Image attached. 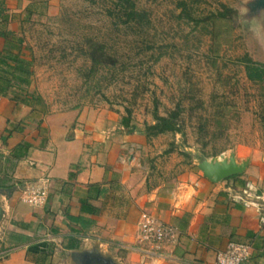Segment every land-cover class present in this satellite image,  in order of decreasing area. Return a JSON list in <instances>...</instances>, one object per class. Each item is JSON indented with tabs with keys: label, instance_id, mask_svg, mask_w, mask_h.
<instances>
[{
	"label": "rangeland",
	"instance_id": "374dc122",
	"mask_svg": "<svg viewBox=\"0 0 264 264\" xmlns=\"http://www.w3.org/2000/svg\"><path fill=\"white\" fill-rule=\"evenodd\" d=\"M134 2L147 23L112 18V0L37 2L27 19L22 8L9 25L33 59L28 89L47 113L105 108L142 131L154 111L178 106L179 131L149 136L160 138L151 145L160 166L175 172L231 152L245 166L257 154L263 166L264 85L246 77L241 58L264 62V0Z\"/></svg>",
	"mask_w": 264,
	"mask_h": 264
},
{
	"label": "crops",
	"instance_id": "0c3cea01",
	"mask_svg": "<svg viewBox=\"0 0 264 264\" xmlns=\"http://www.w3.org/2000/svg\"><path fill=\"white\" fill-rule=\"evenodd\" d=\"M25 5L26 0H0L6 29L15 32L9 23ZM3 42L0 37V49ZM29 115L26 105L0 95L1 165L22 141L31 144L0 179V252L10 250L0 264H36L34 257L46 250L50 253L39 264H87L95 258L118 264H215L216 252L229 241L251 243L242 264H264V230L256 209L231 197L246 181L264 192V162L253 161L257 154L243 174L213 182L196 162L194 169L180 172L160 166L161 150L151 146L160 138L146 137L140 128L128 131L111 110L51 112L39 124ZM44 172L51 176L46 203L21 202L18 186ZM181 181L195 188L190 202L172 198ZM142 209L178 230L171 256L142 260L131 248ZM69 238L78 245L66 247Z\"/></svg>",
	"mask_w": 264,
	"mask_h": 264
},
{
	"label": "trees",
	"instance_id": "16d2710c",
	"mask_svg": "<svg viewBox=\"0 0 264 264\" xmlns=\"http://www.w3.org/2000/svg\"><path fill=\"white\" fill-rule=\"evenodd\" d=\"M37 2H43V8L46 7V0H30L29 4L25 7L26 19L32 14L37 12ZM182 6L183 2H179ZM183 12V8L181 9ZM229 9L223 6L217 15L224 17L228 14ZM108 13L112 18H117L121 23L135 22L137 24H144L148 22V12L144 8L136 6L134 0H112ZM5 17L2 15L0 8V37L3 39V46L0 49V95H8L15 103H22L29 108V116L32 120H37L39 124L41 117L47 114V110L42 102V98L33 90H29L28 86L31 81L32 75V57H24L21 53L22 37L5 28ZM244 65V72L246 77L253 82L261 83L264 85V62H255L244 54L241 58ZM180 110L176 106L169 109L164 115L158 114L156 111L153 113V122L145 124V130L142 131L146 137L156 135L166 131H179L178 124ZM120 122L128 131L133 129L129 125V119L126 116L120 118ZM4 136L1 140L3 141ZM31 144L28 141H22L19 145L14 147L5 157L3 165L0 163V179L7 178V170L13 167V163L20 157L25 156ZM2 182L0 181V186ZM70 220H77L68 216ZM71 238L68 239L66 247L78 245L70 243ZM50 253L49 250L43 251L38 256L34 257V262L39 264V259L44 260L45 256Z\"/></svg>",
	"mask_w": 264,
	"mask_h": 264
},
{
	"label": "built area",
	"instance_id": "2783aa9c",
	"mask_svg": "<svg viewBox=\"0 0 264 264\" xmlns=\"http://www.w3.org/2000/svg\"><path fill=\"white\" fill-rule=\"evenodd\" d=\"M19 200L29 206L37 207L46 203L51 191V176L42 173L33 180H28L19 185ZM234 200L240 201L245 206L256 209L258 224L264 230V192H258L257 187L246 181L239 192L231 195ZM178 238V230L172 224L160 220L152 212L142 209L137 220V231L132 249L141 253L142 260H155L167 258L172 254V246ZM10 250L0 252V258ZM252 252L249 242L229 241L224 248L215 254V264H242Z\"/></svg>",
	"mask_w": 264,
	"mask_h": 264
},
{
	"label": "water",
	"instance_id": "95a60500",
	"mask_svg": "<svg viewBox=\"0 0 264 264\" xmlns=\"http://www.w3.org/2000/svg\"><path fill=\"white\" fill-rule=\"evenodd\" d=\"M197 167L200 169L202 174L210 179L213 182H216L222 178L227 176L237 174L243 171L245 167V163L238 162L235 159L234 154L231 152L228 156H223L220 160L215 159L214 157L210 159H200L197 162ZM1 216V209H0ZM91 261L95 264H118L113 263L110 260L104 259H91L87 262V264H91ZM96 261V262H95Z\"/></svg>",
	"mask_w": 264,
	"mask_h": 264
},
{
	"label": "clouds",
	"instance_id": "9594fccd",
	"mask_svg": "<svg viewBox=\"0 0 264 264\" xmlns=\"http://www.w3.org/2000/svg\"><path fill=\"white\" fill-rule=\"evenodd\" d=\"M171 195L174 200H179L181 203H187L195 197L196 192L195 188L190 184L181 181L177 183Z\"/></svg>",
	"mask_w": 264,
	"mask_h": 264
},
{
	"label": "bare ground",
	"instance_id": "6f19581e",
	"mask_svg": "<svg viewBox=\"0 0 264 264\" xmlns=\"http://www.w3.org/2000/svg\"><path fill=\"white\" fill-rule=\"evenodd\" d=\"M223 156H224L223 154H219V155L215 156L214 158L217 160H220L221 158H223Z\"/></svg>",
	"mask_w": 264,
	"mask_h": 264
}]
</instances>
